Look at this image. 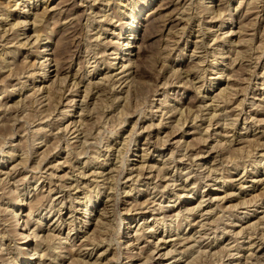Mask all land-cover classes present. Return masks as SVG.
<instances>
[{
	"label": "rangeland",
	"instance_id": "374dc122",
	"mask_svg": "<svg viewBox=\"0 0 264 264\" xmlns=\"http://www.w3.org/2000/svg\"><path fill=\"white\" fill-rule=\"evenodd\" d=\"M0 55V264H264V0H0Z\"/></svg>",
	"mask_w": 264,
	"mask_h": 264
},
{
	"label": "bare ground",
	"instance_id": "6f19581e",
	"mask_svg": "<svg viewBox=\"0 0 264 264\" xmlns=\"http://www.w3.org/2000/svg\"><path fill=\"white\" fill-rule=\"evenodd\" d=\"M253 1V0H252ZM253 3V2H252ZM44 9H45V7H44ZM46 10V9H45ZM109 19H110V17H109ZM133 21H134V18H131L130 19V21L128 22V24H127V28H132V26H133ZM133 33V32H132ZM135 33V32H134ZM42 35V34H41ZM40 37V35L37 33V38H36V40L35 41H37V39ZM127 39H126V42L124 43V45H126V47L125 48H123V50H125V49H128L129 47H130V44L132 43V41L130 40V37H126ZM27 40V39H26ZM39 40V39H38ZM22 44V43H21ZM167 44V43H166ZM169 45V44H168ZM46 47H47V45H45V46H43V48H42V50H46ZM166 47H168L167 45H166ZM167 49V48H166ZM42 50H41V52H42ZM53 50V49H52ZM164 50H165V47H164ZM163 50V51H164ZM54 52V51H53ZM53 52H51V55H53ZM6 54V53H5ZM47 54L48 53H44L43 54V56H47ZM116 54V53H115ZM1 56V55H0ZM45 56V58H44V62L46 61V60H48L49 59V57H46ZM43 61L41 62V66H42V69H44L43 70V72H41L42 73V77H43V81H46V80H48L49 79V73H50V70H49V68H46V66L47 65H49L48 63L46 64V63H44ZM129 63V62H128ZM125 66V65H124ZM123 66V67H124ZM41 69V68H40ZM49 70V71H48ZM51 71H55V73L57 72V68H56V65H55V67H54V69H52ZM58 75V74H57ZM63 78V77H62ZM62 78H58V79H50V82H48V83H46L45 85L43 84L42 86L40 85V86H38V91L40 90V92H46L47 93V95H46V97L48 98H50L51 97V95L53 94V93H58V92H60V91H55L54 90V86H56L55 85V83H54V81H57V83H61V81H64V80H60V79H62ZM128 78V77H127ZM131 79H133V77H131ZM65 80H66V77H65ZM135 80H137V79H135ZM131 81V80H130ZM129 81V82H130ZM56 83V84H57ZM76 83H78L77 81L75 82V81H72L70 84H69V86L68 87H71L72 88V91H75L76 92V90L78 89V88H75V86H76ZM142 82H140V85H142L141 84ZM91 84V83H90ZM90 84H88L87 83V85L84 87V89L82 90L83 91V94H82V99H81V103H83L84 101V103H86L87 101H88V99H91L92 97H93V92H92V90H91V86H90ZM93 84H94V82H93ZM120 85V84H119ZM129 85V84H128ZM140 85H139V82L138 81H134V84H132V87L130 88H122L121 89V91L119 92V93H121V99H122V101H123V104H127V103H130L131 102V96H132V94H134V95H137V93H136V90H137V87L139 86V88H140ZM126 86V85H125ZM109 87V86H108ZM70 88V89H71ZM138 88V89H139ZM58 90L60 89V85H59V87L57 88ZM108 89H110V87L108 88ZM112 89H113V87H112ZM63 90H64V86H63ZM102 90V92L103 91H107V90H105V88H103V89H101ZM70 91V90H69ZM102 92H100L101 93V95L102 94H106V93H102ZM221 92V91H220ZM99 93V94H100ZM123 93V94H122ZM136 93V94H135ZM62 94V93H61ZM133 95V96H134ZM61 97V96H60ZM104 97V96H103ZM119 97V96H118ZM45 98V97H44ZM68 98V103L67 104H70V105H74V99H73V97H67ZM108 98V97H107ZM133 98V97H132ZM73 100V101H72ZM133 100V99H132ZM72 102V103H71ZM208 105V104H207ZM212 107V106H211ZM81 110V109H80ZM213 115H215V114H213ZM180 117V116H179ZM179 119L180 118H176V121H178L179 122ZM14 122V121H13ZM72 122V121H71ZM70 122V123H71ZM159 123H161L160 121H159ZM178 124V123H177ZM4 125V124H3ZM68 125V124H67ZM230 125V124H229ZM74 126V125H73ZM69 126H66V128H68ZM72 127V126H71ZM70 127V128H71ZM65 128V127H64ZM73 129V128H72ZM68 130V129H67ZM66 130V131H67ZM74 130V129H73ZM72 130V131H73ZM173 131V130H172ZM207 131V130H206ZM206 133V132H205ZM218 134V133H217ZM208 136V135H207ZM166 140V139H165ZM164 140V141H165ZM231 142V141H230ZM83 144V143H82ZM7 173V172H6ZM8 174V173H7ZM164 175V174H163ZM165 177V176H164ZM4 179V178H3ZM5 181L4 182H6V183H8L9 184V181L7 180V179H4ZM4 184V183H3ZM12 185H13V183H12ZM9 186H10V184H9ZM4 187V186H3ZM5 188V187H4ZM10 188V187H9ZM18 188V185L17 184H14V186L13 187H11L9 190H12V191H15L16 189ZM52 190H53V188H49L48 189V197L49 198H51L50 196V192H52ZM18 197H20L21 196V193H18V195H17ZM22 196H24V197H27V195H26V193L24 192L23 193V195ZM21 196V197H22ZM39 196V195H38ZM43 198H44V200H45V196L43 195ZM42 198V199H43ZM47 198V197H46ZM59 198V197H58ZM213 198V197H212ZM22 199H23V197L22 198H20L19 199V202H21V203H18V204H16V205H20V204H22L23 202H22ZM217 199V198H216ZM47 200V199H46ZM57 200V199H56ZM38 201V197H36L35 199H33V203L34 202H37ZM42 201V200H41ZM201 202H202V200L201 201H199L194 207H192V208H190L189 210L190 211H193V213H197V212H195V209H199V208H201ZM40 203H44V201L43 202H40ZM39 203V204H40ZM52 203V202H51ZM88 203V202H87ZM246 203V202H245ZM29 204V203H28ZM247 204V203H246ZM16 205H13V206H16ZM30 205V204H29ZM87 205V204H86ZM85 205V206H86ZM31 207V206H30ZM28 208H29V206H28ZM4 209L6 210V208L4 207ZM30 210H29V212H27L26 214H28V216L29 215H31V208H29ZM33 211V210H32ZM25 214V215H26ZM18 214L17 213H15L13 216L17 219V220H19V216H17ZM21 215V214H20ZM201 216V215H200ZM0 217H1V215H0ZM12 217V216H11ZM29 219V218H28ZM28 219L27 220H23V223H22V225L23 226H27V221H28ZM71 221V220H70ZM99 221V220H98ZM15 222V221H14ZM19 222V221H18ZM72 222V221H71ZM57 224L59 225V222H57ZM56 224V226H54L53 228H52V231H54V229L58 226ZM61 224V223H60ZM67 224H71L69 221H68V223ZM102 224V223H101ZM4 225V224H3ZM21 225V226H22ZM108 225V224H107ZM15 226H16V224H15ZM18 226V225H17ZM22 226V229H26L27 230V232H24V231H19V232H17V235H19L20 237H21V239H23V244L25 245L24 247H19V246H16L15 248L17 249V250H24V254H26L27 256H32V255H34L37 251H39L40 252V254L39 255H37V258H39V260L41 259V258H44L43 256H44V253H42V249H43V247H42V249L40 248V246H41V244L40 243H42V245H44V239H40V237L38 238V235L35 233V231H30V230H28V228H26V227H23ZM2 227V226H1ZM18 227H20V225L18 226ZM4 228V227H3ZM74 227H72L71 225H69L68 226V230H67V232H66V236H65V238H69V237H71L69 234V231L70 230H72ZM151 229H152V227H151ZM58 230V229H57ZM6 233V232H5ZM3 235H6V234H4L3 233ZM8 235H9V233H8ZM50 235V234H49ZM193 235V234H192ZM2 237V236H1ZM0 237V238H1ZM4 237V236H3ZM2 237V238H3ZM7 237V236H6ZM35 238L34 240H35V245L36 246H34V247H30L29 249H28V243L30 242L29 241V238ZM140 237V236H139ZM55 238H57L58 239V236L57 237H55ZM11 239V238H10ZM37 239H39L38 241H40V242H38V244H37ZM51 239H53V238H51ZM188 239H190V237L188 238ZM2 240V239H1ZM56 240V239H55ZM197 240V239H196ZM9 241H13V237H12V239L11 240H9ZM57 242V244L58 245H56V243H55V245L53 246L54 248L55 247H60V245L62 244V242L63 241H61L60 240V238L58 239V240H56ZM195 241V240H194ZM65 242V241H64ZM197 242V241H196ZM52 243H53V241H52ZM6 246V245H5ZM13 246H10V244L9 243H7V247H5L4 249H6V253L7 254H11V253H13V254H11V256H10V259H9V263H11V264H19V262L17 261L19 258H18V255H19V253L17 252V253H14L12 250H13V248H12ZM52 247V248H53ZM155 247L157 248V246L155 245ZM63 248V247H62ZM16 250V251H17ZM48 250V249H47ZM151 251V250H150ZM174 251V250H173ZM20 252V251H19ZM168 252V251H167ZM167 252H165V254L167 253ZM169 253V252H168ZM172 253V252H171ZM160 255H161V253H160ZM167 255V254H166ZM57 257V256H56ZM53 258V257H52ZM54 258H55V256H54ZM32 264H35L34 262L32 263ZM38 264V263H37Z\"/></svg>",
	"mask_w": 264,
	"mask_h": 264
}]
</instances>
